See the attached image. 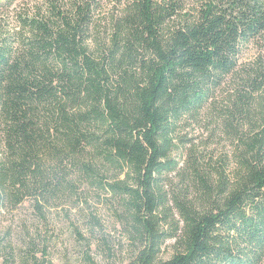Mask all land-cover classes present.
<instances>
[{
    "label": "trees",
    "instance_id": "obj_1",
    "mask_svg": "<svg viewBox=\"0 0 264 264\" xmlns=\"http://www.w3.org/2000/svg\"><path fill=\"white\" fill-rule=\"evenodd\" d=\"M12 2L0 0V207L29 200L45 219L94 191L119 210L128 264H264V61L240 65L249 45L264 50V0H117L100 29L102 0L10 14ZM239 71L226 118L248 134L232 180L212 186L195 157L170 155ZM174 172L194 188L167 197Z\"/></svg>",
    "mask_w": 264,
    "mask_h": 264
},
{
    "label": "rangeland",
    "instance_id": "obj_2",
    "mask_svg": "<svg viewBox=\"0 0 264 264\" xmlns=\"http://www.w3.org/2000/svg\"><path fill=\"white\" fill-rule=\"evenodd\" d=\"M42 1L13 0L14 10L9 13L31 10ZM116 2L102 0L103 10L96 16L95 28H104V17L114 10ZM259 49L256 44L249 45L240 65L247 67L258 59L264 61V50ZM241 72L226 79L213 105L180 125L170 155L182 168L189 163V155L195 157L199 171L212 186L220 177L232 180L243 148L241 140L248 134V127L240 126L234 118L229 124L226 118L231 100L242 86V77H238ZM180 179L175 172L167 174L162 192L169 197L182 188L184 192L186 187L194 188L189 178L184 182ZM78 197L45 211V219L38 216L29 200L14 208L0 207V264H128L133 257L132 247L123 235L114 201L103 195L98 197L94 191ZM168 204L172 213L170 216V211H166L168 221L178 220L171 201ZM161 224L163 229L169 228L166 219ZM172 243L169 240L161 248L162 259L172 255Z\"/></svg>",
    "mask_w": 264,
    "mask_h": 264
}]
</instances>
